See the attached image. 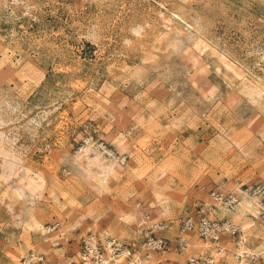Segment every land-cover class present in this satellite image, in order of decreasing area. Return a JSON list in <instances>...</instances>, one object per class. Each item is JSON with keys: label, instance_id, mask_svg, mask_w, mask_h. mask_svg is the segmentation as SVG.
<instances>
[{"label": "rangeland", "instance_id": "1", "mask_svg": "<svg viewBox=\"0 0 264 264\" xmlns=\"http://www.w3.org/2000/svg\"><path fill=\"white\" fill-rule=\"evenodd\" d=\"M88 137L129 148L100 196L74 168ZM1 174L0 264H84L92 235L127 248L114 264H264L261 217L218 244L179 230L227 218L212 190L264 188V0H0Z\"/></svg>", "mask_w": 264, "mask_h": 264}, {"label": "bare ground", "instance_id": "2", "mask_svg": "<svg viewBox=\"0 0 264 264\" xmlns=\"http://www.w3.org/2000/svg\"><path fill=\"white\" fill-rule=\"evenodd\" d=\"M107 147H104L102 142L99 144L95 143L92 140V137H88L85 141V144L78 150L77 156L75 155L76 158L74 159L75 171H77L82 176L85 183L99 196L106 191V184L111 180L113 174L123 168L124 163H126L127 161L126 152L129 149L124 141L122 142L118 141L117 149H116L118 152H116L113 149H109ZM91 153L95 154L94 157L91 156ZM105 159H107L108 162ZM103 160L106 161L107 163L105 162V164H103L104 162ZM95 166L96 167L98 166L100 170L95 169ZM15 172L13 174H15ZM25 174L24 175L26 176L25 178L26 182H24L22 185H19L21 186L19 187L20 189L18 188L20 193L19 195L22 196L23 193L27 190L29 196H31L33 199L36 196L39 197L46 182L44 180L43 175L41 174L40 171L37 172L31 169H26ZM9 178L1 174L0 183L5 182L7 179L9 180ZM13 191H16V189ZM5 193H3V195ZM228 194L231 196L230 202L215 203V207L220 209L221 215L227 217L225 221L231 223V221L236 220L237 222H241L242 226L243 225L250 226L261 217L264 223V188L262 186L253 187L252 190L251 189L246 190V189H242L238 184H235L231 189H228ZM133 216L134 213L131 212L125 214L123 218L125 220H129ZM103 240H104L103 241L104 249L102 250V254L100 255L99 249L97 247L96 237L94 235L91 236L90 248L93 250V252H96V257H97L92 264L116 263L117 261H112V260L113 259L116 260L115 258L120 257L121 253L117 254L114 252L115 250L111 246L109 239H103ZM126 251H127L126 249H123L122 253H125ZM212 259L213 257L209 259V262H211ZM137 260L140 264L143 263L152 264L151 261L148 259H147L148 261L147 260L143 261L139 258ZM30 263H31V259H27L25 262V264H30ZM242 263L243 260L240 259V261H238L236 264H242ZM227 264H231V263H227Z\"/></svg>", "mask_w": 264, "mask_h": 264}, {"label": "built area", "instance_id": "3", "mask_svg": "<svg viewBox=\"0 0 264 264\" xmlns=\"http://www.w3.org/2000/svg\"><path fill=\"white\" fill-rule=\"evenodd\" d=\"M211 195L216 202L225 203L231 201V196L229 195L226 196L220 191L212 190ZM196 229L199 231L202 240L214 244H218L221 241L224 234L240 235L242 233V229L239 226L232 225V223H228L227 221L222 219L211 217L210 212L208 210H204L203 207L199 208L196 215L189 214L186 217H182L180 219L179 230L181 233ZM151 231L154 232V229H152ZM241 237L242 236H240L239 240L241 239ZM109 240L111 246L115 250L114 252L117 254L119 253L122 254L123 249H125L126 247H123V245L119 244L115 239L111 238ZM90 242H91V237H89V239L86 241L85 249L82 253V261L84 262V264H92L93 261L97 258L96 252H93V250L90 248L91 247ZM97 247L99 249V254L101 255L104 247L103 245L100 244L98 245V242H97ZM146 247L150 250L160 251V250L171 249L174 246L169 244V241L165 238L152 236L148 238L146 242ZM188 247H189V240L186 237H182L179 238L175 248L179 252H183V251H187ZM251 256L253 257V259H256V256L246 254L247 258ZM209 258L210 256L206 258L204 264H213V259L211 262H209L208 261ZM189 260H190L189 261L190 264H201L200 259H196L192 257Z\"/></svg>", "mask_w": 264, "mask_h": 264}]
</instances>
